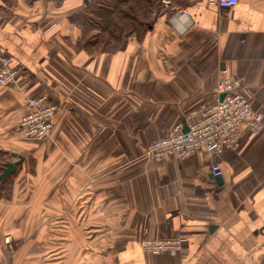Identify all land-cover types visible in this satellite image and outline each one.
<instances>
[{
    "label": "crops",
    "instance_id": "crops-1",
    "mask_svg": "<svg viewBox=\"0 0 264 264\" xmlns=\"http://www.w3.org/2000/svg\"><path fill=\"white\" fill-rule=\"evenodd\" d=\"M91 1L0 0L17 69L0 85V264H264V128L219 153H145L196 120L224 75L243 78L264 120V0H165L170 13L113 51L77 43L69 17ZM43 95L56 112L38 142L19 122ZM177 236L172 254L141 246Z\"/></svg>",
    "mask_w": 264,
    "mask_h": 264
},
{
    "label": "built area",
    "instance_id": "built-area-1",
    "mask_svg": "<svg viewBox=\"0 0 264 264\" xmlns=\"http://www.w3.org/2000/svg\"><path fill=\"white\" fill-rule=\"evenodd\" d=\"M219 7H231L237 0H210ZM17 69L11 65V57L0 46V85L13 84ZM243 78L221 76L210 101L200 106L199 117L184 126H175L170 136L151 142L145 153L156 159L168 156L186 158L196 150L219 153L223 149H237L243 133L253 136L264 128L263 114L255 110L244 94ZM27 111L21 117L19 129L23 134L38 142L50 136L52 119L56 106L46 96L30 97L26 100ZM214 175L220 172L218 165H212ZM9 242V238L5 239ZM141 246L154 254L163 251L174 253L181 248L182 237L149 238Z\"/></svg>",
    "mask_w": 264,
    "mask_h": 264
},
{
    "label": "trees",
    "instance_id": "trees-1",
    "mask_svg": "<svg viewBox=\"0 0 264 264\" xmlns=\"http://www.w3.org/2000/svg\"><path fill=\"white\" fill-rule=\"evenodd\" d=\"M170 2L176 7L181 1ZM172 5L165 7V0H92L69 18L81 28L80 46L88 50H123L130 36L142 40L153 17L162 10L170 13Z\"/></svg>",
    "mask_w": 264,
    "mask_h": 264
},
{
    "label": "water",
    "instance_id": "water-1",
    "mask_svg": "<svg viewBox=\"0 0 264 264\" xmlns=\"http://www.w3.org/2000/svg\"><path fill=\"white\" fill-rule=\"evenodd\" d=\"M85 3H87V0H84ZM13 156H16V154H12ZM19 159L17 161H11V162H7L5 165V168L1 174V177H6L7 175H9L11 172H13L16 169V165L21 161V156H18ZM212 178L216 181L217 184H222L223 180H222V175L221 173L214 175L212 173Z\"/></svg>",
    "mask_w": 264,
    "mask_h": 264
}]
</instances>
